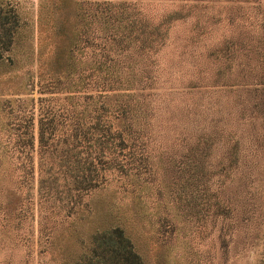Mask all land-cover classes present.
<instances>
[{"label": "rangeland", "instance_id": "374dc122", "mask_svg": "<svg viewBox=\"0 0 264 264\" xmlns=\"http://www.w3.org/2000/svg\"><path fill=\"white\" fill-rule=\"evenodd\" d=\"M98 43L116 83L97 82ZM98 93L131 98L142 134L77 198L39 126ZM112 227L143 264H264V0H0V264H76Z\"/></svg>", "mask_w": 264, "mask_h": 264}, {"label": "trees", "instance_id": "16d2710c", "mask_svg": "<svg viewBox=\"0 0 264 264\" xmlns=\"http://www.w3.org/2000/svg\"><path fill=\"white\" fill-rule=\"evenodd\" d=\"M129 27H131L129 25ZM111 28L109 36L117 29ZM130 30V29H129ZM114 31V32H113ZM123 33L126 38L131 34V31H118ZM137 39L140 42L141 51L145 50L152 42V33L146 28L142 27ZM123 39L118 40V45L121 50H126V45L123 44ZM105 43L97 44L100 49L101 59L95 60L94 68L98 77V84H112L118 82L115 74L121 70L120 61L110 55V49ZM112 87V85H111ZM112 90V89H111ZM106 98L107 101L92 107L91 113L86 115L83 111L78 114L73 113L77 119L69 123H61L58 127L53 123V118L40 123V141H43V132L47 130L52 132L58 130L56 143L52 142L53 150L58 151L60 166L64 177L70 178L72 187L68 190L73 192V197L80 198V193L87 192L91 187L96 185L94 179L88 178V175L82 174L84 168L94 169L95 164L104 162L103 149L111 148L114 142L117 145L126 144V139L135 140L141 134V128L135 121L133 116L129 115L132 111V101L121 99L118 95L109 93L98 95H91L88 98L95 97ZM91 98V99H92ZM94 104V101L93 103ZM112 108V109H111ZM118 113H117V112ZM111 112V113H109ZM108 114H117L118 123L108 121ZM52 138V137H51ZM93 140V142H92ZM89 142V143H88ZM82 143L96 144L94 155L89 154L88 157L79 155ZM93 144V145H94ZM110 144V145H109ZM59 145V146H58ZM86 153H88L86 151ZM92 156V157H91ZM56 190L50 185L46 187V192ZM72 198V197H71ZM76 264H143L140 255L135 251L131 240L125 235L123 229L120 227H112L102 231L96 232L91 241L88 251L80 257Z\"/></svg>", "mask_w": 264, "mask_h": 264}]
</instances>
